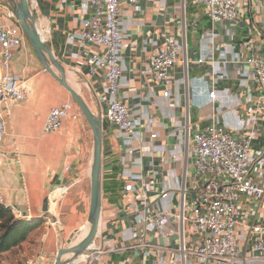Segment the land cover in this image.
<instances>
[{"label":"crops","instance_id":"obj_1","mask_svg":"<svg viewBox=\"0 0 264 264\" xmlns=\"http://www.w3.org/2000/svg\"><path fill=\"white\" fill-rule=\"evenodd\" d=\"M28 2L68 84L83 94L94 115H103L101 73L90 75L85 65L97 49L80 39L91 16L86 0ZM15 3L0 0V23L17 25ZM119 11L118 98L138 127L135 139L110 124L102 133L100 220L88 253L98 260L88 264H150L156 258L174 264L177 250H191L201 241L186 220L198 185L192 136L211 126L237 139L253 132L252 153L264 151V97L245 63L251 55L264 59V0H239L237 20L216 25L195 0H137L135 7L122 4ZM167 40L178 45L179 63L169 75L166 98L149 73V60ZM10 71L23 83L25 100L14 104L6 119L0 197L10 211L22 216L28 211L32 222L43 221L35 230L41 232L38 254L29 262L53 264L57 252L80 243L88 227L92 133L81 116L66 119L55 134L42 133L49 109L71 98L44 71L27 40L13 52ZM160 214L161 228L154 230L144 217ZM248 222L264 225V208Z\"/></svg>","mask_w":264,"mask_h":264},{"label":"built area","instance_id":"obj_2","mask_svg":"<svg viewBox=\"0 0 264 264\" xmlns=\"http://www.w3.org/2000/svg\"><path fill=\"white\" fill-rule=\"evenodd\" d=\"M195 2L204 7L213 25L237 20L239 0ZM136 3L137 0H86L91 16L80 35L83 43L97 49L86 57L85 65L90 75L100 72L102 76L106 110L100 117L127 139H135L138 123L118 98L121 77L119 53L123 41L119 9L122 4L135 7ZM25 40L18 25L0 23V153L11 108L25 100L23 83L10 71L13 52ZM178 63V45L168 40L149 60V73L162 85L166 98L169 97V75ZM245 63L253 70V85L264 97V59L251 55ZM210 97H214V92L210 93ZM80 116L72 100L53 106L48 111L42 133L55 134L66 119L70 117L76 121ZM253 138V132H249L237 139L227 129L216 126L192 136L190 155L198 185L190 204V217L186 220L192 230L201 236V241L191 250L183 246L177 250L174 264L179 261L181 264H264V225L248 222L264 208V151L252 153ZM11 212L18 218L32 220L28 211L24 216L14 210ZM163 219L162 214L144 217L154 230L161 228ZM246 253L254 256L249 258ZM78 260L77 264H88L97 261L98 255L84 254ZM150 264L165 263L156 258Z\"/></svg>","mask_w":264,"mask_h":264},{"label":"water","instance_id":"obj_3","mask_svg":"<svg viewBox=\"0 0 264 264\" xmlns=\"http://www.w3.org/2000/svg\"><path fill=\"white\" fill-rule=\"evenodd\" d=\"M11 12L44 71L49 73L52 78L67 92L92 133L93 156L89 174L90 192L89 211L87 217L88 231L83 240L77 245L60 249L57 252L53 263L70 264L78 260L82 255L88 254L97 237L101 210V143L102 133L107 130L108 123L100 116L94 115L80 94L68 84L63 68L41 39L36 27L35 15L30 8L28 0H16V3L11 6ZM51 67L55 70V72L51 70ZM48 204V199H45L43 202L42 212L46 215L49 212ZM67 257L70 258L66 259Z\"/></svg>","mask_w":264,"mask_h":264},{"label":"trees","instance_id":"obj_4","mask_svg":"<svg viewBox=\"0 0 264 264\" xmlns=\"http://www.w3.org/2000/svg\"><path fill=\"white\" fill-rule=\"evenodd\" d=\"M42 224V220L32 222L18 218L0 204V255L19 248Z\"/></svg>","mask_w":264,"mask_h":264},{"label":"rangeland","instance_id":"obj_5","mask_svg":"<svg viewBox=\"0 0 264 264\" xmlns=\"http://www.w3.org/2000/svg\"><path fill=\"white\" fill-rule=\"evenodd\" d=\"M79 94L83 97L82 93ZM82 119L85 121L83 117ZM40 236V231H34L30 238L19 248L13 250L12 252L0 255V264H28V262L33 260V258H35L38 254Z\"/></svg>","mask_w":264,"mask_h":264},{"label":"bare ground","instance_id":"obj_6","mask_svg":"<svg viewBox=\"0 0 264 264\" xmlns=\"http://www.w3.org/2000/svg\"><path fill=\"white\" fill-rule=\"evenodd\" d=\"M73 84H74V83H73ZM77 91H78V90H77ZM51 203H52V202H51ZM53 205H54V204L51 205L52 208H53ZM87 231H88V227H87L86 230H85V235H86ZM81 236H82V235H81ZM77 240H79V239H77ZM81 240H82V239H81ZM79 242H80V241H79Z\"/></svg>","mask_w":264,"mask_h":264}]
</instances>
